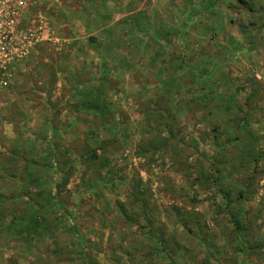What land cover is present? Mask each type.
<instances>
[{"label": "rangeland", "instance_id": "1", "mask_svg": "<svg viewBox=\"0 0 264 264\" xmlns=\"http://www.w3.org/2000/svg\"><path fill=\"white\" fill-rule=\"evenodd\" d=\"M263 3L27 0L0 264H264Z\"/></svg>", "mask_w": 264, "mask_h": 264}, {"label": "built area", "instance_id": "2", "mask_svg": "<svg viewBox=\"0 0 264 264\" xmlns=\"http://www.w3.org/2000/svg\"><path fill=\"white\" fill-rule=\"evenodd\" d=\"M27 0H0V74L26 60L42 42L41 28L26 22Z\"/></svg>", "mask_w": 264, "mask_h": 264}, {"label": "crops", "instance_id": "3", "mask_svg": "<svg viewBox=\"0 0 264 264\" xmlns=\"http://www.w3.org/2000/svg\"><path fill=\"white\" fill-rule=\"evenodd\" d=\"M262 6H264V3L262 4ZM263 22H264V21H263ZM262 30H263V32H264V29H262ZM260 36L263 37V36H264V33H262Z\"/></svg>", "mask_w": 264, "mask_h": 264}, {"label": "trees", "instance_id": "4", "mask_svg": "<svg viewBox=\"0 0 264 264\" xmlns=\"http://www.w3.org/2000/svg\"><path fill=\"white\" fill-rule=\"evenodd\" d=\"M50 200L54 202V198H51V197H50Z\"/></svg>", "mask_w": 264, "mask_h": 264}]
</instances>
